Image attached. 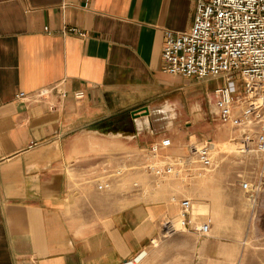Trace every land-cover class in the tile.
<instances>
[{
    "label": "crops",
    "instance_id": "crops-1",
    "mask_svg": "<svg viewBox=\"0 0 264 264\" xmlns=\"http://www.w3.org/2000/svg\"><path fill=\"white\" fill-rule=\"evenodd\" d=\"M195 9L192 0H0V264H129L158 237L166 206L130 204L88 176L111 195L84 216L74 175L90 152L119 165L127 149L154 143L150 113L175 117L180 77L161 69L163 33L188 31ZM54 87L63 99L17 98ZM140 108L147 116H131Z\"/></svg>",
    "mask_w": 264,
    "mask_h": 264
},
{
    "label": "rangeland",
    "instance_id": "rangeland-1",
    "mask_svg": "<svg viewBox=\"0 0 264 264\" xmlns=\"http://www.w3.org/2000/svg\"><path fill=\"white\" fill-rule=\"evenodd\" d=\"M239 84L241 82L236 80L229 87L235 90ZM222 85L221 78L200 81L180 78L174 85L173 95L182 100V107L171 108L175 117L165 120L163 115L150 113V123L158 137L154 143L167 138L172 148L155 159L148 156L147 149H127L124 152L123 161L119 164L122 175L111 178L110 190H114L120 200L127 202L129 199L130 204L140 199V202L163 205L168 209V215L160 219L158 237L152 239L147 250L129 264H264V157H239L236 147L230 143L237 134L218 124L210 96L216 87ZM200 101L202 111L198 107L191 110V104ZM171 121V130L178 133V129H182L177 138L180 140L179 147L166 134ZM188 126L203 127L205 130L198 137L185 136L183 130ZM206 139L214 145V162L208 168L192 164L186 168L188 175L181 172L172 178H154L144 168L141 169L146 163L157 165L165 157H183L188 142L199 144ZM105 158V155L90 152L81 161L77 175H74L77 179L74 180L75 190L79 195L77 208L84 216L104 210L106 193L111 195L109 189H100L99 181L95 183L88 177L94 180L117 170L119 165L111 162L103 172ZM96 165V168H90ZM183 199H189L192 205V226L187 231L166 234L163 224L173 219ZM204 219L211 221L208 236L199 238L189 235L195 233L194 230ZM174 240L177 241L173 244Z\"/></svg>",
    "mask_w": 264,
    "mask_h": 264
},
{
    "label": "built area",
    "instance_id": "built-area-1",
    "mask_svg": "<svg viewBox=\"0 0 264 264\" xmlns=\"http://www.w3.org/2000/svg\"><path fill=\"white\" fill-rule=\"evenodd\" d=\"M195 14L188 31L163 33L161 60L163 72L167 75L196 81L222 79V86L211 92V100L218 124L237 134L230 143L236 147L239 157L257 155L264 157V0H192ZM46 30V29H45ZM63 35L85 37V33L75 28H63ZM238 80L241 85L235 90L230 83ZM54 93L58 99L65 97L60 87L43 89L30 99H45ZM82 91L75 92L73 98L79 101ZM52 107V105H50ZM172 147L167 138L147 147V154L155 159L163 151ZM214 145L208 139L195 144L188 142L183 157L164 158L157 165L146 163L145 169L154 178L177 177L192 164L208 168L214 162ZM121 165L123 160L118 159ZM103 164V172L106 171ZM113 173L104 175V188L109 186L113 176H121V166ZM184 169V170H183ZM173 219L163 224L165 233L173 235L177 230L187 231L192 226L190 200L183 199ZM211 221L204 222L194 230L199 238L207 237Z\"/></svg>",
    "mask_w": 264,
    "mask_h": 264
},
{
    "label": "water",
    "instance_id": "water-1",
    "mask_svg": "<svg viewBox=\"0 0 264 264\" xmlns=\"http://www.w3.org/2000/svg\"><path fill=\"white\" fill-rule=\"evenodd\" d=\"M141 114L147 116L146 108H140L139 110H135V111L131 112V116H133V117H140Z\"/></svg>",
    "mask_w": 264,
    "mask_h": 264
}]
</instances>
